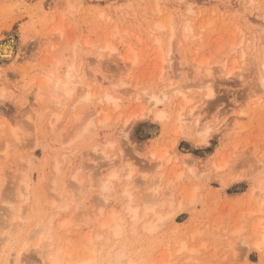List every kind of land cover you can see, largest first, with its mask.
Here are the masks:
<instances>
[{
  "label": "rangeland",
  "instance_id": "1",
  "mask_svg": "<svg viewBox=\"0 0 264 264\" xmlns=\"http://www.w3.org/2000/svg\"><path fill=\"white\" fill-rule=\"evenodd\" d=\"M171 15L173 27L157 28ZM106 36L118 50L103 49ZM85 39L94 44H82ZM5 42L11 53L0 50V264H10L7 254L21 247V264L46 263L33 225L15 219L8 207L18 203L26 170L37 197L30 207L39 219L75 217L71 231L56 235L74 264L92 248L94 260L85 264H264V244L261 250L254 244L264 243V0H0V45ZM128 55L137 61L123 58ZM67 73L80 80L69 99L44 83ZM88 90L91 100L79 101ZM163 90L173 101L154 104L150 95ZM106 93L117 99L103 101ZM58 100L66 106L52 131ZM183 106L188 118L179 121ZM98 109L92 118L106 122L82 131L88 113ZM101 150L123 158L118 169L133 170L131 179L105 192L110 201L99 194L102 176L112 170ZM72 172L82 181L72 180ZM126 178L134 205L140 207L154 185L160 191L151 199L168 198L156 208L165 215L157 229L130 224L120 188ZM55 196L60 199L53 203ZM102 202L103 215L122 209L128 220L116 242L121 260L103 261L102 239L94 249L84 237L90 228L97 232Z\"/></svg>",
  "mask_w": 264,
  "mask_h": 264
},
{
  "label": "bare ground",
  "instance_id": "2",
  "mask_svg": "<svg viewBox=\"0 0 264 264\" xmlns=\"http://www.w3.org/2000/svg\"><path fill=\"white\" fill-rule=\"evenodd\" d=\"M159 11H160V9H159ZM173 17H172V15L169 17L168 23L166 21L160 19L156 23L157 24L156 25L157 28H164L167 24H169L171 27H173L174 26V22H175V19ZM56 30H60V28H57ZM116 30L114 29L111 32V36L112 37H113L114 33H116V35L119 33V31L118 30L116 31ZM186 30L188 32L191 31L190 27H187ZM60 33L61 32H59V34ZM112 33H113V35H112ZM108 36L111 37L110 35H108ZM108 36H106L105 45L103 46V49H109L111 51L118 50L119 49L118 44L113 42L112 41L113 39L111 40L110 38H108ZM119 36H120V34H119ZM114 37H115V35H114ZM119 39L120 38H118L117 40H119ZM81 43L82 44L83 43H85V44L87 43V44H91L92 45V44H94V41L90 42L87 39H85V40L81 41ZM0 50H2L4 55L9 56L10 53H11L10 43L9 42L2 43L0 45ZM162 55L163 54H161V60H162L161 62H163L165 60L164 56H162ZM123 58L124 59H130V61H132V62L137 61L134 58V56H132V55H128L126 57L123 56ZM261 62H262L261 63V68H262V71L264 72V60L261 61ZM161 69L162 70L164 69L163 63H162ZM71 70L72 71L76 70L75 65L71 66ZM78 81H80V80L79 79H77V80L73 79L72 76L67 73L65 75V77H63V78L62 77H55L54 74H51L50 76H47V78L45 79L44 83L46 84L47 87L52 88L53 93H61V94H63L65 96V98L69 99L71 97V95L73 94L74 89H75L74 83H76ZM262 85L264 86V82L263 81H262ZM174 90L178 91L177 93L181 92V90L179 88H176ZM80 95L81 96L79 98V101L91 100V97L94 96V93H91L88 90L85 94H83V95L80 94ZM209 95L212 96L213 92L210 91ZM100 98H102V97H100ZM104 98L105 99L102 98V100L103 101L105 100V102H107V103H111L112 101H115L117 99L111 93H106ZM150 98H151V100L153 101L154 104H157V103L163 101V98H168V99H170L171 102L173 101V98L172 99L170 98V96H169V94H168V92L166 90H163L162 95L151 94ZM188 102H190V101H188ZM57 103L60 106H62V107L57 112H54L55 121L56 122H51V124H50V129L52 131H55L57 129V122L60 121V119L62 117V114H63V110L65 109L64 106H66V102H64V104H63L60 100H58ZM184 110H185V106L182 107V109H181V111L179 113V121L187 120V118H188V117H186V118L184 117ZM100 113H101V109H98V110H95V111L93 110L92 112H89L86 121L81 126V130L82 131L83 130H87V129L90 128L91 125H96L98 122H103V123L106 122L105 121L106 119H100L99 121H97V120H94L92 118V115H100ZM191 114H192V112H191ZM78 117H77V119H78ZM164 117H165L164 111H162V110L159 111L158 115H157V118L162 119ZM195 120H197V119H195ZM15 131H13L14 135H16ZM206 134H208V133H206ZM78 136H80V135H78ZM16 137L18 138V134H17ZM67 138H69V137H67ZM204 138L205 137L203 136V139ZM98 150H96V151L98 152ZM101 154H102L103 158H106V160L108 162V165H110L112 167V170L108 173V175H106V177L102 176V178H103V179H101V182H102L101 190H102V192L99 193V194L102 195L104 200L108 201L110 196H108L107 193L105 194V192H108V191H111V190H117L116 187L118 185V182L122 181L123 179H125V177H128V178L131 179V174L133 173L132 172L133 170L132 171L131 170L128 171L129 169H128V167H125V165H121L122 168H120V169H118L115 166V164L124 162L122 157L116 158L117 157L116 154H114V157L113 156H109L110 154L107 152V150H101ZM155 155H156V153H155ZM155 155H154V153H151V157L152 158H154ZM56 158H57V156H56ZM161 159H163V157ZM54 161H53V166H54L55 173H57L60 170V164H59L60 162H58L57 159H54ZM121 172H126L124 178H122L123 176H121V174H122ZM127 172H129V173H127ZM180 174L178 175V177L181 176ZM70 178L72 180H74V181H77V182H81L82 181V179L79 178V174L77 172H72L70 174ZM128 178H126V179H128ZM176 180H177V178H176ZM31 181H32L31 180V175L29 174L28 170L24 171L22 173V175L20 174V185H19V189L17 190V193L15 195V197L18 199V203L15 204L16 203L15 201H17V200L14 197V199H15V200L13 199L14 202L12 201L11 205L8 206L9 207V211L14 214V218L15 219H20V221L23 222L24 224L30 223L29 225H31V226L33 225V227H31L33 236H38V238H39L38 242H37V246H38L37 252L41 253L40 250H43V253H45V254H40V255H41V257H43V259L45 258V262H46L45 264H74V263H72V261H73L72 260L73 259V257H72L73 252L71 250H69L66 245L63 246L60 243H58L56 235L58 234V232L60 230L71 231L72 226L74 225V222H75V217L73 215H71V213L69 211L70 216H68L66 218H63L61 220H55L56 218H54L53 215L48 217V218L40 217V219H39L37 217L38 212L36 214L35 210H33V208L30 207L31 203L33 204V200L36 199V202H37V197L33 193L34 190H33L32 186H31V183H32ZM127 181H128V183L120 185L121 186L120 188H121V191L123 192L122 199L125 200V199L128 198V201H125V203L123 204L124 208H122V209L126 212L127 215H129V222L131 220L130 224L132 223L135 226V224H138L139 222L142 221L143 224H141L142 222L140 224L143 225V227H145V229H147L149 231H153V230L157 229V227L163 221L164 216H165V215H163L162 211L157 210V209H160L161 208L160 206L165 205L164 202L167 203L168 202L167 201L168 198L166 199V201L163 200V202L161 200L160 203H157L156 198H155V201L153 200V198L151 199V197H150L151 195L155 194L154 196L156 197L158 191H160L159 190L160 186L159 185H157V186L154 185L152 187H149L148 190H147V193H145V196L148 199L144 200L145 207L143 206L144 208H141L142 204H144V203H142L140 207L138 205H134L133 204V196L131 194V184L129 183L130 180L128 179ZM70 184H73V183H70ZM260 184L261 183H258L259 187H260ZM253 185H252V189H253ZM161 187H163V186H161ZM160 189H162V188H160ZM261 189H263L262 191H264V184L262 185ZM256 190L257 189H255L254 191H256ZM162 191H164V190L162 189ZM250 192L252 193V191H250ZM31 198H33V199L31 200ZM59 199L60 198H57L55 196V197H53L52 202L54 203L56 200L59 201ZM152 200L154 202H156V203H153ZM106 201L104 203H106ZM109 201H110V199H109ZM104 203L102 202V206L101 205L98 206L99 210L98 209L97 210L99 211L100 214L98 213V215H96L95 219L93 218L94 221H96V223H97V227L98 228L96 226H93V227H95V230L98 229L97 232L95 231L97 234L92 230V228H90V230H88L86 232V234H84V237L87 238V240H88V242H87L88 248H89V246L91 247V245H92V247H94V243L96 244V240L97 239H102L104 245H103V249L101 250V252H100V250H99V252H100V257L101 258H102V255L105 254V259H102L103 261H106L107 258H109L111 256H114V255L117 258H120V260H121V257L123 256V251L120 248L116 249V245L118 244V243L116 244V242L123 235V233L125 232L126 227L129 225V224L127 225L128 220H127V217L124 215L125 212H122L123 211L122 209H121V212H119L118 210H120V209L117 210L116 208H113L112 210H110V213L108 211H106L107 214L109 213L108 214L109 216L106 215V214L103 215V210H104V205L103 204ZM158 205H160L159 206L160 208L159 207L157 208ZM33 206H36V205L33 204ZM60 207L62 209L65 208V207L68 208V207H70V204H66V205H63V206L61 205ZM166 215H168V213ZM102 216H104V217L102 218ZM89 218H90V215H89ZM87 219H85V221ZM78 226L79 225H77V227ZM134 226H132V228L136 229V227L134 228ZM243 230H244V228L240 227L239 229L236 230V232H238V234H239ZM92 232L95 233L94 234L95 236L92 235ZM30 236L31 235L28 233L26 235L25 239H28ZM93 239H95V242L92 241ZM91 242H92V244L90 245ZM254 244H255V246L257 248H259V250H261V248L263 247L264 243H263L262 240L258 239L257 242L254 243ZM85 246H87V245H85ZM44 247H46V248H44ZM95 247H94V249H95ZM100 247H102V245ZM185 247L186 246L183 244L180 248H178L177 249V253H178L177 255H179V252L182 251V249H184ZM92 249L88 250L92 255L91 254L89 255V252L87 251V255L83 259H81V261H79L78 264H85V263H89V262L94 260L92 258H94L96 254H95V250H92ZM113 249H115V252L113 251ZM91 250L94 251V252L92 253ZM2 253H5V251H2ZM93 254H95V255L93 256ZM171 257H173V256L169 255V258H171ZM129 258H131V257H129ZM7 260L9 261L10 264H13L12 263L13 260L15 261L14 262L15 264H21L24 261L23 253H22V247L17 252H15L14 256H13V254L11 252H9L7 254ZM128 263L129 264H133V263H131V261H129ZM153 264H173V262L170 261L169 259H167V260L164 259V260H160L158 262H155ZM186 264H188V263H186ZM189 264H191V263H189Z\"/></svg>",
  "mask_w": 264,
  "mask_h": 264
}]
</instances>
